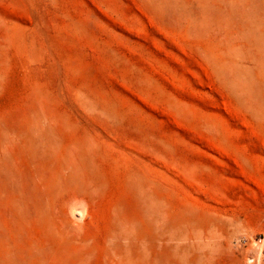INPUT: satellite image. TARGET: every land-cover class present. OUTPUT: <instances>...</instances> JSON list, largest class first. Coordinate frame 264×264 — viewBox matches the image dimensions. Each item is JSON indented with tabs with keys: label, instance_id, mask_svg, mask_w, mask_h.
Returning a JSON list of instances; mask_svg holds the SVG:
<instances>
[{
	"label": "rangeland",
	"instance_id": "374dc122",
	"mask_svg": "<svg viewBox=\"0 0 264 264\" xmlns=\"http://www.w3.org/2000/svg\"><path fill=\"white\" fill-rule=\"evenodd\" d=\"M259 238L264 0H0V264H251Z\"/></svg>",
	"mask_w": 264,
	"mask_h": 264
},
{
	"label": "built area",
	"instance_id": "2783aa9c",
	"mask_svg": "<svg viewBox=\"0 0 264 264\" xmlns=\"http://www.w3.org/2000/svg\"><path fill=\"white\" fill-rule=\"evenodd\" d=\"M243 242H246L243 240ZM252 252L248 255L247 260L251 264H264V238L253 241Z\"/></svg>",
	"mask_w": 264,
	"mask_h": 264
}]
</instances>
